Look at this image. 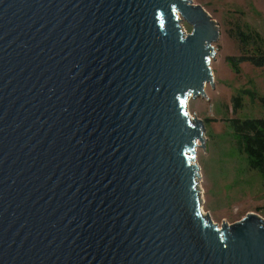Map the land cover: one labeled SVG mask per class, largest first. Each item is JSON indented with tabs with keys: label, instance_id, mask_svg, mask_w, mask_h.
Instances as JSON below:
<instances>
[{
	"label": "water",
	"instance_id": "obj_1",
	"mask_svg": "<svg viewBox=\"0 0 264 264\" xmlns=\"http://www.w3.org/2000/svg\"><path fill=\"white\" fill-rule=\"evenodd\" d=\"M217 35L191 0H0V264H264V220L199 208Z\"/></svg>",
	"mask_w": 264,
	"mask_h": 264
},
{
	"label": "rangeland",
	"instance_id": "obj_2",
	"mask_svg": "<svg viewBox=\"0 0 264 264\" xmlns=\"http://www.w3.org/2000/svg\"><path fill=\"white\" fill-rule=\"evenodd\" d=\"M200 5L216 22L218 35L209 60L211 83L204 84L205 98L189 97L186 106L191 117L201 121L202 146H195L198 167L197 185L200 210L218 226L231 225L248 213L264 220V183L262 177L246 165L243 153L235 146L227 118L264 116V66L246 60L233 72L225 60L239 55L236 39L231 35L235 24H247L258 32L264 44V0H191ZM183 30L190 26L180 21ZM239 97L232 110L231 96Z\"/></svg>",
	"mask_w": 264,
	"mask_h": 264
},
{
	"label": "trees",
	"instance_id": "obj_3",
	"mask_svg": "<svg viewBox=\"0 0 264 264\" xmlns=\"http://www.w3.org/2000/svg\"><path fill=\"white\" fill-rule=\"evenodd\" d=\"M231 34L237 41L239 55L225 56L233 72H238V63L246 60L255 66H264V44L258 32L247 24H235ZM239 97L231 96L232 110L239 106ZM231 136L237 150L243 153L246 165L256 171L264 183V116L227 118Z\"/></svg>",
	"mask_w": 264,
	"mask_h": 264
},
{
	"label": "bare ground",
	"instance_id": "obj_4",
	"mask_svg": "<svg viewBox=\"0 0 264 264\" xmlns=\"http://www.w3.org/2000/svg\"><path fill=\"white\" fill-rule=\"evenodd\" d=\"M211 74H212V72H211ZM187 101V100H186ZM186 109H187V106H186ZM187 112H188V109H187ZM189 113V112H188ZM199 208H200V206H199Z\"/></svg>",
	"mask_w": 264,
	"mask_h": 264
}]
</instances>
